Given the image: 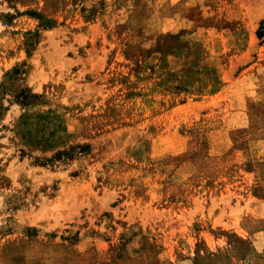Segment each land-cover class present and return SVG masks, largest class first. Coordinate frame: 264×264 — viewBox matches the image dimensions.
Masks as SVG:
<instances>
[{
	"label": "rangeland",
	"instance_id": "374dc122",
	"mask_svg": "<svg viewBox=\"0 0 264 264\" xmlns=\"http://www.w3.org/2000/svg\"><path fill=\"white\" fill-rule=\"evenodd\" d=\"M0 264H264V0H0Z\"/></svg>",
	"mask_w": 264,
	"mask_h": 264
}]
</instances>
